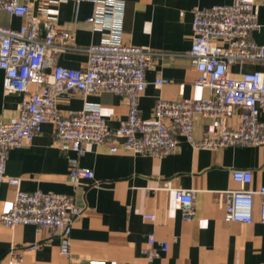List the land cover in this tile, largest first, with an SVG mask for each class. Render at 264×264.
I'll list each match as a JSON object with an SVG mask.
<instances>
[{
  "label": "crops",
  "instance_id": "0c3cea01",
  "mask_svg": "<svg viewBox=\"0 0 264 264\" xmlns=\"http://www.w3.org/2000/svg\"><path fill=\"white\" fill-rule=\"evenodd\" d=\"M121 4L120 14L99 19L101 29L87 19L93 6L86 1L65 0L57 4L42 0L33 5L37 13L46 10L56 18L61 30L69 32V49L58 51L55 63L80 69L86 65L87 49L106 40H117L149 53L145 70L146 87L138 109L142 119L153 116L157 100L207 99L206 87L193 83L198 73L188 52L191 46V10L227 5L233 0H113ZM258 27L254 41L264 46V0H249ZM23 19L0 10V26L18 29ZM118 24L113 33L111 25ZM243 71L260 68L244 64ZM240 66L231 67V75ZM166 82L155 86L156 79ZM0 70V121L16 118L23 94H5ZM33 89V86L30 87ZM96 106L110 130L119 128L127 114L124 98L112 93L83 95L78 92L58 98L62 113ZM264 119V116L262 117ZM234 116L230 127L238 125ZM210 120L196 115L193 135L200 140ZM177 146L163 157L135 155L121 146L122 139L101 144H85L77 156L54 137L51 123L30 144L9 151L5 173L20 179L23 191L53 192L69 196L80 210L73 221L68 252L61 253L59 240L44 227L0 222V264H264V225L259 222V198L250 210V223L227 220L225 192L239 189L231 169L251 172L245 186L255 190L264 185V146L202 149L176 135ZM73 162L91 172L92 178L73 185ZM193 193V217L184 220L175 199V190ZM14 189L0 183V216L14 200ZM239 213L246 210L238 208ZM154 216V221L144 216ZM153 235L154 242L147 244ZM166 244V249L162 246ZM32 247V248H30ZM155 255H153V254Z\"/></svg>",
  "mask_w": 264,
  "mask_h": 264
},
{
  "label": "built area",
  "instance_id": "2783aa9c",
  "mask_svg": "<svg viewBox=\"0 0 264 264\" xmlns=\"http://www.w3.org/2000/svg\"><path fill=\"white\" fill-rule=\"evenodd\" d=\"M46 1L57 4L65 0ZM73 1L92 4L93 14L87 22L97 29L102 28L100 18L117 16L121 10V4L113 0ZM41 2L0 0V10L23 19L18 29L0 26L3 92L24 95L18 116L8 122L0 121V183H6L15 192L10 209L0 216L4 226L44 227L59 240L61 253L68 252L72 224L80 213L72 199L53 192L23 191L20 179L5 173L9 151L30 144L47 122L54 128L56 141L77 156L82 154L85 144L110 143L118 138L122 139L121 146L128 152L159 158L174 151L176 135L202 149L264 146V46L252 38L258 24L249 0H233L227 5L191 10L188 57L198 73L193 84L206 87L210 97L157 100L150 119H142L138 109L139 98L146 87L144 74L149 65V53L117 40H106L87 49L88 59L83 68L59 66L55 63V55L69 49L70 34L59 29L56 18L46 10L34 12L33 5ZM110 29L115 34L119 32L118 24L111 25ZM244 64H255L260 68L243 71L241 66ZM234 65L240 66V70L231 75ZM165 82L158 78L154 85L158 87ZM72 92L119 95L126 103V117L118 129L110 130L96 106L62 113L57 108V100ZM196 115L210 120L200 140L193 135ZM234 116H238L239 121L233 128L228 122ZM229 172L231 179L241 187L225 192L227 220L250 223V210L257 197L260 200L259 222L264 225V185L255 190L247 189L245 186L251 182L249 170L231 169ZM69 174L73 185L92 178L91 172L76 162L72 163ZM175 199L183 219H191L192 191L175 190ZM238 208L246 212L239 213ZM144 217L154 221L152 215ZM153 242V235H149L147 244L151 246ZM162 248L165 250L166 244Z\"/></svg>",
  "mask_w": 264,
  "mask_h": 264
}]
</instances>
